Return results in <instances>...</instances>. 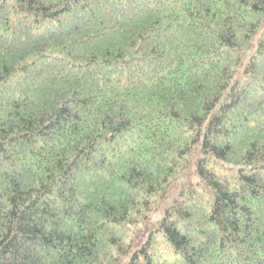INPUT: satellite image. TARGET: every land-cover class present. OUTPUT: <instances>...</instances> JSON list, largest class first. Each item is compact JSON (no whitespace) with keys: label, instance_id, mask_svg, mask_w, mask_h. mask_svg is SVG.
<instances>
[{"label":"trees","instance_id":"16d2710c","mask_svg":"<svg viewBox=\"0 0 264 264\" xmlns=\"http://www.w3.org/2000/svg\"><path fill=\"white\" fill-rule=\"evenodd\" d=\"M0 264H264V0H0Z\"/></svg>","mask_w":264,"mask_h":264}]
</instances>
